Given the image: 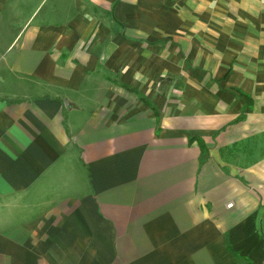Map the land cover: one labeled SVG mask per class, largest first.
<instances>
[{"label": "crops", "instance_id": "obj_1", "mask_svg": "<svg viewBox=\"0 0 264 264\" xmlns=\"http://www.w3.org/2000/svg\"><path fill=\"white\" fill-rule=\"evenodd\" d=\"M264 264V0H0V264Z\"/></svg>", "mask_w": 264, "mask_h": 264}, {"label": "trees", "instance_id": "obj_2", "mask_svg": "<svg viewBox=\"0 0 264 264\" xmlns=\"http://www.w3.org/2000/svg\"><path fill=\"white\" fill-rule=\"evenodd\" d=\"M247 264H251V263H247Z\"/></svg>", "mask_w": 264, "mask_h": 264}]
</instances>
